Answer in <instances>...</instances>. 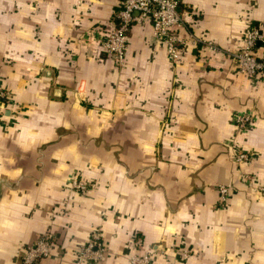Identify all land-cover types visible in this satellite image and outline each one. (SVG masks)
Wrapping results in <instances>:
<instances>
[{
  "label": "crops",
  "instance_id": "1",
  "mask_svg": "<svg viewBox=\"0 0 264 264\" xmlns=\"http://www.w3.org/2000/svg\"><path fill=\"white\" fill-rule=\"evenodd\" d=\"M178 1V62L145 22L120 66L87 38L121 0H0V264L48 234L39 264H264V79L231 56L264 0Z\"/></svg>",
  "mask_w": 264,
  "mask_h": 264
},
{
  "label": "built area",
  "instance_id": "2",
  "mask_svg": "<svg viewBox=\"0 0 264 264\" xmlns=\"http://www.w3.org/2000/svg\"><path fill=\"white\" fill-rule=\"evenodd\" d=\"M150 22L156 38L167 46V53L172 62H178L185 45L179 30L186 28V20L178 0H121V5L114 16V27L107 32L88 36L87 40L101 43L102 52L112 57L118 65L123 66L130 44V33L134 25ZM258 46L264 48V20L253 27L245 39V47L231 54L240 72L256 79H264V55L258 56ZM9 93L0 88V106L9 99ZM3 118H0V120ZM235 125L241 131L250 130L254 124L252 114L239 113L234 118ZM240 163L252 160V154L240 151L236 153ZM72 187L83 193L87 188L82 181L72 180ZM231 187H221L223 194H228ZM54 236L45 235L29 246L22 256L23 264H39L50 256L54 245ZM105 248L100 244V236L94 235L88 245L81 251L80 258L98 261L103 258ZM132 264H151L148 254L136 256Z\"/></svg>",
  "mask_w": 264,
  "mask_h": 264
},
{
  "label": "rangeland",
  "instance_id": "3",
  "mask_svg": "<svg viewBox=\"0 0 264 264\" xmlns=\"http://www.w3.org/2000/svg\"><path fill=\"white\" fill-rule=\"evenodd\" d=\"M72 183V182H71Z\"/></svg>",
  "mask_w": 264,
  "mask_h": 264
}]
</instances>
